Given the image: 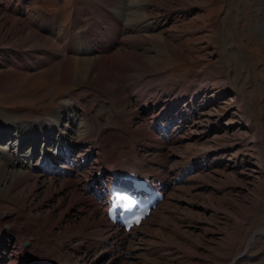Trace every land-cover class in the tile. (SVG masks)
<instances>
[{
    "label": "rangeland",
    "instance_id": "rangeland-1",
    "mask_svg": "<svg viewBox=\"0 0 264 264\" xmlns=\"http://www.w3.org/2000/svg\"><path fill=\"white\" fill-rule=\"evenodd\" d=\"M0 18V25L5 18L21 22L50 39L60 52L78 36L87 37L102 52L114 37L117 43L107 54H137L130 70L114 65L121 85L115 90L88 81L79 86L65 84L59 72L46 73L42 67L25 71L29 79L20 78L14 85L8 80L3 87L8 70L23 65L25 53L34 49L12 46L17 41L7 33L10 24L0 29V125L53 113L60 116L63 106L83 103L78 117L87 114L90 138L86 143L94 142L70 157L78 174H64L55 182L57 186L72 182L85 203L96 201L102 207L105 221L87 224L91 218L87 214V220L83 219L78 203L55 210L60 194L41 193L34 197L35 204L0 199V213H6L7 205L32 228L2 233L3 264H23L18 254L6 255L19 247L29 250L32 235L44 247L43 253L50 252V261L59 256L72 261L84 258L86 264H112L119 256L117 264H234L255 233L258 236L237 264H264V0H0ZM55 48L37 50L47 60ZM69 48V52L77 51L76 46ZM78 49V58L101 55ZM123 73L133 78L127 83L132 90L126 94V104L116 98ZM192 84L197 91L180 95ZM175 98L179 99L174 106L165 104ZM149 106H153L150 111L139 114ZM167 108V125L154 124V117ZM186 115L193 119L183 124ZM61 116L67 124L68 113ZM14 133L0 140V150L12 152L16 169L20 159L33 155V146L26 143L28 147L15 157L19 140ZM97 141L100 146L95 148ZM37 144L40 159L43 139ZM104 145L107 151L116 149L121 161L140 163L151 177L168 180L158 210L133 235L125 233L129 240L120 251L112 243L116 239L106 238L107 188L100 197L84 193L88 177L105 167ZM65 169L58 168L56 174ZM102 175L107 183L108 168ZM73 214L82 230L67 228Z\"/></svg>",
    "mask_w": 264,
    "mask_h": 264
},
{
    "label": "bare ground",
    "instance_id": "bare-ground-1",
    "mask_svg": "<svg viewBox=\"0 0 264 264\" xmlns=\"http://www.w3.org/2000/svg\"><path fill=\"white\" fill-rule=\"evenodd\" d=\"M5 19L4 20L7 21V23H5V21L4 23L3 21H1L0 29L1 28L5 29L10 24V27H9L10 29L9 30L6 29L8 30L7 33L10 34L9 36L11 37L12 40L16 39L17 41L12 46H17V47L20 46L23 48L28 47L30 49H34V51L28 52L27 54L25 53V58H27V61L23 65L18 66V68L15 69L14 71L8 70L9 72L5 74V77L3 78L4 81H2L4 84L3 83L1 84L3 87H7L6 84L8 80L10 81L12 85H14V83H16L15 80H18L20 78H22V80L24 81L29 79L30 76L25 74V71L29 73L31 72V70L42 67V68H45L44 72L46 73L54 74V73L59 72L62 75L63 82H65V84L68 83L73 86H79V85H83L84 81H88L90 85L92 84V82L93 83L95 82L98 85L108 86L110 89L115 90L118 87V85L121 86L119 84L120 81L118 79V76L115 72V69L117 68V66L119 65L122 68L130 70L129 67H132L133 61L135 62L137 58L136 53H122V51H117V53L114 52L115 54L113 53L111 54V52L110 54H107L113 47H115L114 46L115 43H117L114 37L109 38L108 40L109 47L106 49L104 48L105 50L103 49V52L91 46L89 44V39L87 37H83L81 40L78 38V36L77 37L75 36L74 41H73V45H75L77 49L76 52L74 51L69 52L70 50L69 47L71 48L75 47L72 44H71L72 46H69L66 48V50L60 52V50L58 51L55 48L57 46L50 39L44 38L38 35L37 33H35L34 31L29 30L25 25H22L21 22L19 23V21L17 20H14L11 18H5ZM37 48L48 49V50H54L55 48L56 53H52L51 58L47 60H42L41 51H39L40 49L37 50ZM78 48H81L82 53L85 52L87 54L91 52H97V53H100L101 55L98 57H94V58H78L76 56V53L79 51ZM70 53L73 56H70L69 55ZM103 53H106V54H103ZM114 65L116 66V68L114 67ZM122 76L124 78V82H123L124 87L122 86L121 90L117 91L116 98H121L122 100L125 101V104H126V103H129L127 102L126 94L130 92V90H132V85L128 86L127 83H130V79L132 78V76H127L124 73L122 74ZM19 87L21 86H18L17 88ZM196 89L197 88L194 87V84L188 85L187 89L186 90L184 89L185 91H183L180 95L182 94L185 95L190 90L197 91ZM179 98H175L174 100L173 99L168 100L167 103L165 104L172 107L177 103V100ZM190 104H193V102ZM68 105L70 106H63L62 112H59L60 116L64 112L68 113L69 119L67 121V124L65 123L63 124V122L66 120L65 119L63 121V118H61L63 116L60 117L59 115L53 113L54 115L50 117L37 118V119L31 118L30 120H26L24 123H22L21 122L22 120H20L18 122L8 121L7 124L4 123L2 126L0 125V135L2 138H4V139H1L0 137V140L2 142L10 138L12 131L16 130L17 132L14 134L15 136L17 135V138L19 140L18 141L19 148L16 145V148H14L13 150V152L15 151L14 152L15 157L17 158L20 157L19 152H23L27 144H29L28 146H30L31 148L33 146V152H32L33 155L30 158H28V160L25 157L23 160L20 159L18 161L16 169L14 168L15 167L14 157L11 158L12 152L11 151L9 152L7 150H4L5 152H2L3 149L0 150V155L2 153V158H0V199L6 200V199L11 198L22 204L23 203L25 204L26 202L35 204L34 197H40L41 193H44V194L49 193L50 195L60 194V198L57 199L58 204L53 206L55 210L56 209L61 210L62 204L66 205L67 209H71L73 207V203H78L80 204L82 211L85 213V216L84 217L82 216L83 219L87 220V214L91 218V221L88 219L87 224H90L93 222L94 224L98 225L99 222L101 223L105 222L102 219V207L97 206V204L95 203L96 201L92 202L91 205L88 204L89 202L85 203L81 197H78L80 196V194L77 192V190L73 189L72 182L65 181L64 183H61L60 186H57L55 182V180H57V177L63 178L62 176L64 174L67 177H70V174L73 172L78 174L77 172L78 170H76L78 168L71 161L70 157L72 156L73 152L79 149L80 147H85V145L86 146L90 145V148H91L90 143L94 142L92 141V142L86 143L90 138V134L87 132L88 131L87 130V125H88L87 114H85V117H83V119H79L78 117L79 111L81 110V108L84 107L83 103L75 101L74 105L70 103ZM152 107L153 106H149V107H145L141 109L142 113L140 111L139 114H143L145 111L147 112L150 111V108ZM185 113L189 114V111L186 110ZM167 114H168V108L167 110L162 109V111L157 114V117H154V120H155L154 124L157 123L158 125L160 124L163 127H165V125L167 124L164 122V120ZM78 119L80 123H78ZM156 119H158L160 122H156ZM191 119H193V116L186 115L183 124H188ZM180 129H183V127L181 128L179 127L178 130ZM9 132L11 133L9 134ZM41 137L45 138L43 140V142L45 143V149L42 154L43 157L41 158L42 155L41 156L39 155L40 156V159H39L37 156V154H39L38 153L39 146L37 143ZM30 140H33V141L36 140V141L33 142ZM75 144L77 146L74 149ZM95 145H97L95 148H98L100 146V143L99 142L97 144L95 143L93 146ZM46 148L48 149L46 150ZM18 150L19 152H17ZM90 150H93V149H90ZM115 150L113 152H110L106 150L105 145L102 147V152H103L102 153L103 154L102 164H104L105 167L104 168L102 167V169L101 168L99 169L98 175L92 178L88 177L87 184L84 186V188H86V191L84 193H86L88 197L90 195L95 196L99 194H100L99 195L100 197L103 194L102 187H101V185L104 184L102 174L105 173L106 168H108V171L110 172L109 174L111 175L109 177L110 179L109 181L113 180L114 176H116V178L118 179V177L121 176L120 173H122L124 170L127 171L131 169V170H134L135 172H138L136 170L143 169L140 163L138 164L132 160L130 161V163L121 161L115 155V154H118V151L117 150L115 151ZM26 160L28 162H26ZM49 164H52V165H49ZM136 166L138 168H136ZM61 167L63 168L67 167V169H65L63 172H60L58 176V174H56V170H58V168L61 169ZM36 170H40L41 173L35 175L34 171ZM138 173H140V175H143V177L147 179H151L153 182L158 183L159 186H161L163 189H165L168 185V180L166 178L151 177L149 174L150 172L143 171V170L139 171ZM132 175H135V174L132 173ZM47 178H48L49 183H46ZM92 184H94V187H92ZM96 191L98 192V194H96ZM15 194H17L18 196H15ZM49 198H51V196H49ZM37 205L38 206L36 207H40L41 204L40 205L37 204ZM3 209H6V213L1 212L0 219L1 221L6 219V217L7 219L4 223H0V240L2 239V233L4 234L5 231L8 232L7 234L11 233V231L17 234L18 233L17 229L19 228H24L27 230L32 229V228H28L26 223H23L21 219H19V215L14 212V209H10V207H8L7 205L4 206ZM9 209L11 211H9ZM106 211H107V208H106ZM152 214L153 212L151 213L149 217H151ZM98 215H99V219H98ZM72 217L73 218L67 219V221L71 223V226H67V228L72 229V230H80V229L82 230L84 226L80 224L76 225L75 223L77 222V218L74 214ZM148 219L149 218H147L146 220ZM145 221L141 223L140 227L143 225ZM105 227H106L105 230H106V236H107L106 238L116 239L112 243L115 246L114 248L120 251V249L122 248V244L126 240H129L128 239L129 236L121 232L118 226L111 224L109 221H106ZM14 228L15 230H13ZM135 229H138V228H135ZM135 235H136V232H135ZM32 236L33 237L29 236L31 240H28L29 244L31 245L29 250H25L24 252L22 248L19 247L18 249H16L17 252L11 255L7 254L6 257L10 258V256L18 254L19 260L22 261L23 264H27V263H30V264H60V263L86 264L84 263V258H80L77 261H72L70 259L63 260L61 259V257L58 256L56 260L50 261L49 259L52 256L50 255V252H47L48 255L43 253V250L42 251L40 250L42 245L41 244L40 246L37 245L38 243L37 237L35 235H32ZM32 240H35V242L32 243ZM4 242L5 240L2 241V244H0V249L6 246ZM253 242L254 241H252V243ZM249 246L250 245H248V247ZM114 255L115 254H113V256ZM42 258H45V259L41 261ZM3 259L4 257L0 256V264H3ZM115 259L116 260H114L112 264L118 263L119 256L115 257Z\"/></svg>",
    "mask_w": 264,
    "mask_h": 264
},
{
    "label": "water",
    "instance_id": "water-1",
    "mask_svg": "<svg viewBox=\"0 0 264 264\" xmlns=\"http://www.w3.org/2000/svg\"><path fill=\"white\" fill-rule=\"evenodd\" d=\"M256 235H257V233L254 234L253 238L251 239V241L247 245H250L251 242L254 241Z\"/></svg>",
    "mask_w": 264,
    "mask_h": 264
}]
</instances>
